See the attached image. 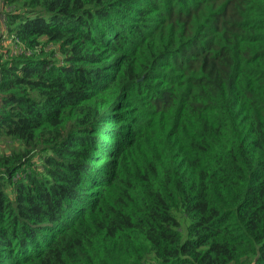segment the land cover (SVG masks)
<instances>
[{
  "label": "trees",
  "instance_id": "1",
  "mask_svg": "<svg viewBox=\"0 0 264 264\" xmlns=\"http://www.w3.org/2000/svg\"><path fill=\"white\" fill-rule=\"evenodd\" d=\"M0 264H264V0H0Z\"/></svg>",
  "mask_w": 264,
  "mask_h": 264
},
{
  "label": "rangeland",
  "instance_id": "2",
  "mask_svg": "<svg viewBox=\"0 0 264 264\" xmlns=\"http://www.w3.org/2000/svg\"><path fill=\"white\" fill-rule=\"evenodd\" d=\"M20 150V147L12 142H8V141H3L0 142V151L6 154H9L13 151H18Z\"/></svg>",
  "mask_w": 264,
  "mask_h": 264
}]
</instances>
